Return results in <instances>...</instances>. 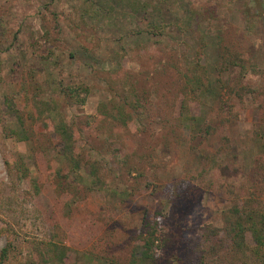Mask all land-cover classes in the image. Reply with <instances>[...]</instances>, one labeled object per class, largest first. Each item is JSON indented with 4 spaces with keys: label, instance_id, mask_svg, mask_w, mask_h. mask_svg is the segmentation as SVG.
Segmentation results:
<instances>
[{
    "label": "rangeland",
    "instance_id": "1",
    "mask_svg": "<svg viewBox=\"0 0 264 264\" xmlns=\"http://www.w3.org/2000/svg\"><path fill=\"white\" fill-rule=\"evenodd\" d=\"M222 48L245 67L222 66ZM7 97L28 140L10 132L20 123ZM123 111L128 124L106 117ZM62 121L88 162L80 175L62 155ZM249 204L264 206V0H0L9 264H60L43 261L49 241L70 247L64 264H129L144 218L156 225L158 264H257L206 253L208 229Z\"/></svg>",
    "mask_w": 264,
    "mask_h": 264
},
{
    "label": "trees",
    "instance_id": "2",
    "mask_svg": "<svg viewBox=\"0 0 264 264\" xmlns=\"http://www.w3.org/2000/svg\"><path fill=\"white\" fill-rule=\"evenodd\" d=\"M220 56L222 58L221 65L227 63L228 65H238L242 68L245 67L244 59L240 55H235L231 58L228 48H222ZM201 59V56L197 58V66H201ZM197 71L198 67L192 80L196 82L198 87L201 88L204 93L207 88H204L206 86L204 79L207 78V76L205 77L207 71L206 68L202 74ZM208 83L209 86H212L210 79H208ZM66 94H69L76 102L85 101L80 95L76 96V89L73 87L69 88V91ZM5 102L12 113L17 115L20 123L18 129L10 127V132L14 134L18 140H28L29 135L28 131L24 128L23 116L19 114L18 109L14 106V102L9 97L6 98ZM106 117L112 119L114 122L122 124H128V122L132 120V116L126 114L124 111L119 112L118 114L111 113V115H106ZM57 138L60 140L59 143L64 142L62 155L67 160L66 162L69 164L71 163L70 169L72 175L75 173L80 175V172L84 167L86 168L88 162L81 157V153L79 154L74 150V135L67 122L62 121L58 125ZM90 168V174H92L97 180L99 178V167L94 163H91ZM62 170L63 169H61V171ZM17 171L20 173L21 177H26L29 172V165L22 160L17 164ZM62 177L63 176L60 175L61 180L58 182L60 186H62ZM67 181L70 182L69 184L66 183L67 186L74 184L78 187L79 184H81L80 180L77 178L73 180L70 177ZM32 182L33 186L38 189L37 181L34 179ZM224 213V224L222 227L210 228L206 233L207 240H211L210 238L216 240V242L210 245V249L207 250L206 253L210 254V252H212L224 261L227 257H231L234 260H254L257 264H264V206H253L249 204L240 207L239 205H234ZM156 230L155 223L144 218L141 230L142 243L138 245L133 252L129 264H158V257L155 252ZM11 246L12 241L10 240L1 249L0 264H9L11 259ZM69 251L70 247L66 244L58 241H49L47 243L46 251L48 258L43 261L64 264L65 260L68 258Z\"/></svg>",
    "mask_w": 264,
    "mask_h": 264
}]
</instances>
